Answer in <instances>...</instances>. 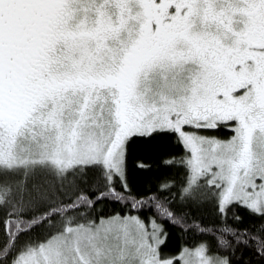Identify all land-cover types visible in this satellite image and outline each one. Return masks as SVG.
Wrapping results in <instances>:
<instances>
[{
    "label": "snow or ice",
    "instance_id": "snow-or-ice-1",
    "mask_svg": "<svg viewBox=\"0 0 264 264\" xmlns=\"http://www.w3.org/2000/svg\"><path fill=\"white\" fill-rule=\"evenodd\" d=\"M0 264H264V0H0Z\"/></svg>",
    "mask_w": 264,
    "mask_h": 264
},
{
    "label": "trees",
    "instance_id": "trees-1",
    "mask_svg": "<svg viewBox=\"0 0 264 264\" xmlns=\"http://www.w3.org/2000/svg\"><path fill=\"white\" fill-rule=\"evenodd\" d=\"M219 134H220V136H223V137L231 135V133L227 132V131H221L219 133H215V135H219ZM165 174H167L165 170L158 169L156 166H154V169L151 173H148L146 175L138 173L137 178L141 184H147V183H150L151 181H153V180L157 179L158 177L165 175ZM180 242L181 241H180L178 235L174 232L171 235L170 239L168 240V246H167L166 250L175 251V249L177 248V246Z\"/></svg>",
    "mask_w": 264,
    "mask_h": 264
},
{
    "label": "rangeland",
    "instance_id": "rangeland-1",
    "mask_svg": "<svg viewBox=\"0 0 264 264\" xmlns=\"http://www.w3.org/2000/svg\"><path fill=\"white\" fill-rule=\"evenodd\" d=\"M218 136H220V134H219ZM229 136H230V135H229ZM221 137H223V136H221Z\"/></svg>",
    "mask_w": 264,
    "mask_h": 264
}]
</instances>
